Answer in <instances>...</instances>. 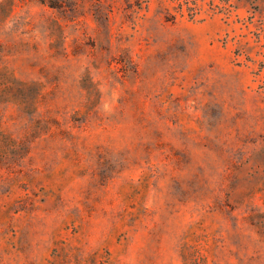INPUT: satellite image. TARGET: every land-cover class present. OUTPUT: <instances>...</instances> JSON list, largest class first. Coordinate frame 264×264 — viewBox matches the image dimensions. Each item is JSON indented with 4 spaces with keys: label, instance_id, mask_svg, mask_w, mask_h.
Returning a JSON list of instances; mask_svg holds the SVG:
<instances>
[{
    "label": "rangeland",
    "instance_id": "1",
    "mask_svg": "<svg viewBox=\"0 0 264 264\" xmlns=\"http://www.w3.org/2000/svg\"><path fill=\"white\" fill-rule=\"evenodd\" d=\"M208 1L0 0V264H264V0Z\"/></svg>",
    "mask_w": 264,
    "mask_h": 264
},
{
    "label": "trees",
    "instance_id": "2",
    "mask_svg": "<svg viewBox=\"0 0 264 264\" xmlns=\"http://www.w3.org/2000/svg\"><path fill=\"white\" fill-rule=\"evenodd\" d=\"M173 2L174 13H169V18H174L176 14L183 15L184 11L188 15L189 18L194 17L200 11V7L197 3V0H170ZM208 11L216 12L221 11L222 7L218 4H214L213 0L208 1ZM217 9V10H216Z\"/></svg>",
    "mask_w": 264,
    "mask_h": 264
}]
</instances>
